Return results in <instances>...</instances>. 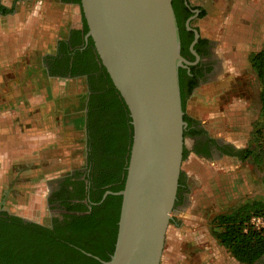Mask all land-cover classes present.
<instances>
[{"label": "crops", "instance_id": "0c3cea01", "mask_svg": "<svg viewBox=\"0 0 264 264\" xmlns=\"http://www.w3.org/2000/svg\"><path fill=\"white\" fill-rule=\"evenodd\" d=\"M12 1L1 0V5L7 11L0 10V18L9 16ZM187 1L190 5L199 7L196 15L200 11V16H208L210 22H216L218 16L227 15L228 8L233 6L232 3L228 5L227 0ZM16 3L18 10L14 9L13 12L24 18L32 17L31 23L37 35L31 40L22 37L20 41H10L9 30L5 29L4 22L0 23V182L6 185L3 189L7 190L6 194L11 192L14 197L8 200L7 210L25 216L29 210L17 204L21 192L13 184L15 176L28 173L71 175L74 170L66 168L69 164L63 161L62 152H69L68 157L71 160L74 153L69 146L86 143V100L89 92L87 76L61 74L58 69L54 70L50 63L58 62L64 58L63 55L65 58L68 55L71 58H68L65 64L69 70L72 55L75 51L85 49L90 37L85 39L87 25L79 0H16ZM226 19L228 21V18ZM18 27L20 26L17 24L16 29ZM91 52L92 57L88 63H95L99 67L95 49ZM219 62L221 65L217 66L209 82L201 84L196 91L198 100L205 99L203 94H200L203 86L212 91L217 88L227 89L230 86V80L227 79L229 60L222 59ZM66 85L75 87L76 92L71 91L73 97L86 94L81 99L82 105L72 101L60 103L63 97L61 90ZM206 110L212 109H206L201 104L199 108L194 109L193 114L204 126L214 119L211 117L214 114L207 116ZM187 112L191 113L188 110ZM215 131L210 134L212 137L233 143L228 132L223 134L216 129ZM76 138L78 140H75ZM86 151L87 148L83 147L81 156L84 160ZM35 160L39 162L38 165L28 164ZM211 160L215 161L212 169L209 166V163L212 165ZM5 176L11 177L6 180ZM179 176L185 180V189L181 200L178 201V190L181 187L179 183L170 220V224H174L178 231L174 230L170 235H165V240L168 237L169 240L178 237L183 241L199 243L201 250L209 248L205 240L208 239L209 244H217V237L214 234L212 236L211 232H198L194 229L195 224L212 222L213 217L219 213V202L222 203L223 198H232L234 157L220 154L207 158L193 151L189 144L184 146ZM57 188L56 185L49 189V194ZM6 194L3 195L4 203Z\"/></svg>", "mask_w": 264, "mask_h": 264}, {"label": "water", "instance_id": "95a60500", "mask_svg": "<svg viewBox=\"0 0 264 264\" xmlns=\"http://www.w3.org/2000/svg\"><path fill=\"white\" fill-rule=\"evenodd\" d=\"M100 64L130 117L131 140L116 236L103 264H159L183 159L186 125L178 68L191 62L180 52L172 0H79ZM193 32L189 51L199 37ZM26 219V218H25Z\"/></svg>", "mask_w": 264, "mask_h": 264}, {"label": "trees", "instance_id": "16d2710c", "mask_svg": "<svg viewBox=\"0 0 264 264\" xmlns=\"http://www.w3.org/2000/svg\"><path fill=\"white\" fill-rule=\"evenodd\" d=\"M172 6L179 28L180 52L188 53L192 59L188 45L193 32L184 25L191 11L182 1L183 11L178 12L174 1ZM0 10L7 11L2 5ZM201 41L205 40L198 38L194 44L197 52H200L198 43ZM93 49L89 38L85 49L72 55L70 69L59 71L87 76V172L76 170L66 176L52 194L55 198L50 197V201L58 200L57 205L65 211L60 221L62 228L24 221L18 215L0 212V264H103L102 260L109 259L113 251L121 196L107 194L102 200L101 197L105 190L118 191L123 186L131 125L128 110L103 66L99 62V67L88 63ZM63 57L58 62L64 60L67 63L71 58ZM250 67L264 83V41L251 55ZM183 71L178 68L181 99L186 95L181 84ZM260 103L263 119L254 133L257 146L249 144L240 150V157L264 163V90L260 92ZM183 119L188 124L191 122L184 115ZM193 130L190 128L183 133ZM262 185L264 188V175ZM262 212L264 198L258 197L247 200L231 212L218 213L212 219L213 225L220 226L214 233L219 243L240 263L252 264L264 253V229L257 230L248 223L251 215Z\"/></svg>", "mask_w": 264, "mask_h": 264}, {"label": "rangeland", "instance_id": "374dc122", "mask_svg": "<svg viewBox=\"0 0 264 264\" xmlns=\"http://www.w3.org/2000/svg\"><path fill=\"white\" fill-rule=\"evenodd\" d=\"M230 3L233 6L228 8V14L218 16L216 22H210L209 17L206 15L198 16L192 21V26L199 29L200 35L211 42V54L215 64L220 66V60H229L230 69L227 79L230 80V86L227 89L217 88L214 91L209 87L204 88L203 86L200 89V94H203L205 99L198 100L199 98L196 94L187 96L184 100L183 108L191 111L192 114H195L194 109L199 108L201 104L206 109H212L205 111L207 116L214 114L211 116L214 118L213 121L211 119L205 126L208 132L214 134L216 132L215 129L223 134L228 132L231 140H233L235 150L240 152L249 144L257 146L258 142L255 140L254 133L260 127L263 119L260 92L264 90V83L258 79L256 73L250 67V57L261 48L264 41V0H227V4L229 5ZM10 8L11 13L9 16L0 18V23L4 22L5 29L10 32V41L17 39L20 41L22 37L25 40H31L32 37L37 35V32L33 30L34 25L31 23L32 17L26 16L24 18L13 12L14 9L18 10L16 0L12 1ZM225 18H228V21ZM201 20L205 22H201ZM17 24L20 26L18 29H16ZM74 90L75 87L72 85L64 86L61 90L63 97L60 103L65 104L72 101V103H80L82 105L81 99L86 94L76 98L71 94V91ZM211 128L212 130H210ZM75 140L78 139L76 138ZM185 140L186 143L189 142L188 137ZM82 148L83 146L80 143L75 147L69 146V149L74 153L71 160L68 157L69 152H62L63 161L69 164L66 168H72V170L76 171L79 169L77 168L78 166H82L84 162V158L81 156L83 155ZM240 155L234 157L232 198H223L222 203L219 202V213L235 210L247 200L258 197L264 198L262 185L264 163L254 161L249 157L242 158ZM211 162L212 165L209 163V166L212 169L215 161L211 160ZM38 163L35 160L28 164L38 165ZM206 166L209 167L208 165ZM61 174L28 173L15 176L13 184L21 192V197L17 204L25 206L29 210L25 216L23 215L24 217L39 223L46 224L49 222L51 214L55 212L54 206H57V201L52 203L48 201L47 198L51 196V194L49 196L48 191L56 187L58 179H62L65 176ZM7 177L11 176H5L6 180ZM5 179L4 181H6ZM4 188H6V185L0 182V208L7 210L8 200L14 197L11 196V192L6 194L7 190L4 191ZM4 194H6L5 203L3 202ZM173 225L172 223L168 224L167 228L169 229L165 235H170L174 230L178 231ZM195 226L194 229L198 232L199 230L201 232H211L212 236L220 230V226L213 225L212 222L197 223ZM205 241H207L209 248L201 250L202 246L191 240L183 241L178 239V237L172 240H169V237L166 240L164 238L159 264H213L215 262L217 264H245L238 263L219 241L217 244L213 242L209 244L208 239Z\"/></svg>", "mask_w": 264, "mask_h": 264}, {"label": "flooded vegetation", "instance_id": "af4514ba", "mask_svg": "<svg viewBox=\"0 0 264 264\" xmlns=\"http://www.w3.org/2000/svg\"><path fill=\"white\" fill-rule=\"evenodd\" d=\"M172 1H174V3L176 4L178 12L183 11L182 7L180 6V1H182V3L191 11V15L188 16L185 19V21L189 18V25L191 27L197 29L196 27L192 26V21L196 17H198V13L200 11L197 12V15H196V10L199 7L190 5L187 0H172ZM0 6H1V4H0ZM185 21H184V25H185ZM197 31H198V29H197ZM198 38H202L205 41H201L198 43V48H199L200 52H197V50L194 48V45H193V48L195 49L196 53L198 54L197 59L189 51V48H188L189 53H191L193 55L192 59L189 57L190 55H188V53H186V52H184L183 54L181 53L188 61L191 62L190 64H188L185 67H180V68L184 69L183 73L181 74V81H182L181 84L183 85L184 91H186V95L183 97V99H181L183 115L186 118L191 119V122L189 124H188L187 120L184 119L186 122L184 131H187L190 128L194 129L191 133H183L184 146H187L190 144L193 151H195L196 153L201 154L202 156L207 157V158L208 157H214L215 155H220V154H228V155H231L233 157H237L240 155V152L238 150H235L233 143L228 142V141H223L222 139L220 140L219 138L212 137L210 135V133L208 132L207 128L201 123L199 118L194 116L192 113L189 114L187 112V110L183 108L184 100L186 99V97L191 96V95L194 96L195 94L197 95L196 91L200 88V85L205 83V82H209V80L211 79L210 77L215 73L216 68H217V65L215 64V62L213 60L214 58L211 54V42L208 41L206 38H203L200 35V33H199ZM197 40H196V42H197ZM50 64L53 66L54 70L55 69H58L59 71H65V70L67 71L68 70V67H66L64 60H62V62H57V61L51 62ZM180 97H181V95H180ZM186 137H188V139H189L188 143H186V140H185ZM80 144L83 147L87 148L86 143L85 144L80 143ZM183 151H184V147H183ZM78 170L81 171L82 173L87 172L86 158L82 164V167L77 169V171ZM68 175H70V174H68ZM68 175H65L62 179H58V182L56 183L57 186L59 185V182L63 181L64 178ZM80 176L82 177L83 175L81 174ZM179 180H180L179 183L181 184V187L179 186L180 189L178 190V197H179L178 201L181 200L183 192H184L183 190L185 189V187H184L185 185L183 184V183H185V180L180 176H179ZM67 188L71 189L72 187L67 186ZM54 192H55V190H53L50 193L51 196L49 194V196L53 199L55 198V196L52 195ZM50 197L47 199L50 203H52L53 201H50ZM54 207H55V212L51 214L50 220L46 224L30 220V219L23 217V216H20V217H22L24 219V221H32V222H36L39 224H43V225L48 226V227H51V226L53 227V224H54V225H57L58 228H62L61 226L63 224L60 221L63 219L62 214L65 211L62 207H60L58 205L54 206ZM0 212H5L8 215H11V214L16 215V214L10 213L9 211L5 210L4 208H0ZM252 264H264V253L257 260H255Z\"/></svg>", "mask_w": 264, "mask_h": 264}, {"label": "built area", "instance_id": "2783aa9c", "mask_svg": "<svg viewBox=\"0 0 264 264\" xmlns=\"http://www.w3.org/2000/svg\"><path fill=\"white\" fill-rule=\"evenodd\" d=\"M248 223L251 227L262 230L264 229V212L260 214H253L249 217Z\"/></svg>", "mask_w": 264, "mask_h": 264}]
</instances>
